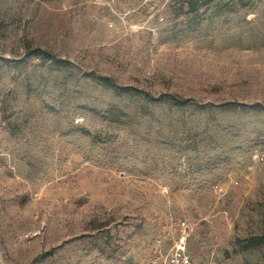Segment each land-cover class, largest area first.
Here are the masks:
<instances>
[{"label": "rangeland", "instance_id": "obj_1", "mask_svg": "<svg viewBox=\"0 0 264 264\" xmlns=\"http://www.w3.org/2000/svg\"><path fill=\"white\" fill-rule=\"evenodd\" d=\"M181 232L264 264V0H0L4 263L149 264Z\"/></svg>", "mask_w": 264, "mask_h": 264}, {"label": "built area", "instance_id": "obj_2", "mask_svg": "<svg viewBox=\"0 0 264 264\" xmlns=\"http://www.w3.org/2000/svg\"><path fill=\"white\" fill-rule=\"evenodd\" d=\"M174 228L186 230V223H171ZM158 247H161L159 245ZM155 257L150 260L149 264H195L188 253L186 233L181 232V236L176 239L171 248L163 251L162 248L157 250Z\"/></svg>", "mask_w": 264, "mask_h": 264}, {"label": "trees", "instance_id": "obj_3", "mask_svg": "<svg viewBox=\"0 0 264 264\" xmlns=\"http://www.w3.org/2000/svg\"><path fill=\"white\" fill-rule=\"evenodd\" d=\"M264 242V238H253L247 244L249 247L258 246Z\"/></svg>", "mask_w": 264, "mask_h": 264}, {"label": "water", "instance_id": "obj_4", "mask_svg": "<svg viewBox=\"0 0 264 264\" xmlns=\"http://www.w3.org/2000/svg\"><path fill=\"white\" fill-rule=\"evenodd\" d=\"M0 264H5L4 261H3V259H2L1 254H0Z\"/></svg>", "mask_w": 264, "mask_h": 264}, {"label": "crops", "instance_id": "obj_5", "mask_svg": "<svg viewBox=\"0 0 264 264\" xmlns=\"http://www.w3.org/2000/svg\"><path fill=\"white\" fill-rule=\"evenodd\" d=\"M181 236V235H180ZM189 235H188V233H187V237H188ZM192 260H193V258H192ZM194 261V260H193ZM195 263V262H194ZM196 264V263H195Z\"/></svg>", "mask_w": 264, "mask_h": 264}]
</instances>
